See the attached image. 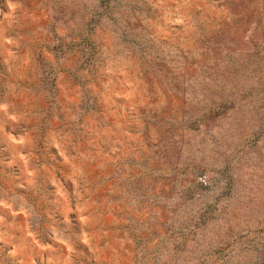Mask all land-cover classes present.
Returning a JSON list of instances; mask_svg holds the SVG:
<instances>
[{
  "label": "rangeland",
  "instance_id": "rangeland-1",
  "mask_svg": "<svg viewBox=\"0 0 264 264\" xmlns=\"http://www.w3.org/2000/svg\"><path fill=\"white\" fill-rule=\"evenodd\" d=\"M0 264H264V0H0Z\"/></svg>",
  "mask_w": 264,
  "mask_h": 264
}]
</instances>
